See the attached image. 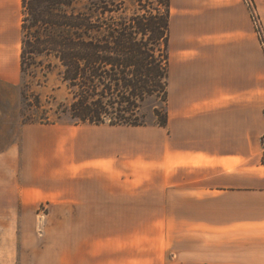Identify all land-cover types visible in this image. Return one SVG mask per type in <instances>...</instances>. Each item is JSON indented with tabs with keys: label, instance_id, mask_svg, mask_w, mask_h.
Instances as JSON below:
<instances>
[{
	"label": "crops",
	"instance_id": "crops-1",
	"mask_svg": "<svg viewBox=\"0 0 264 264\" xmlns=\"http://www.w3.org/2000/svg\"><path fill=\"white\" fill-rule=\"evenodd\" d=\"M22 10L0 0V52L21 48ZM169 54L167 126L73 132L71 201L26 188L3 206L36 214L8 220L31 252L0 264H264V52L244 0H171Z\"/></svg>",
	"mask_w": 264,
	"mask_h": 264
},
{
	"label": "trees",
	"instance_id": "trees-1",
	"mask_svg": "<svg viewBox=\"0 0 264 264\" xmlns=\"http://www.w3.org/2000/svg\"><path fill=\"white\" fill-rule=\"evenodd\" d=\"M134 1L140 13L127 17L124 3L104 1L96 15L75 0H23L21 74L47 78L59 68L77 124L146 126L140 112L150 99L162 106L157 125L168 124L171 0ZM26 86L24 99L35 97ZM35 100L28 107L42 108Z\"/></svg>",
	"mask_w": 264,
	"mask_h": 264
},
{
	"label": "rangeland",
	"instance_id": "rangeland-1",
	"mask_svg": "<svg viewBox=\"0 0 264 264\" xmlns=\"http://www.w3.org/2000/svg\"><path fill=\"white\" fill-rule=\"evenodd\" d=\"M104 1L116 5L124 3L123 12L127 17L140 13L134 0H75V4L81 10L93 9L98 15V8ZM178 20L179 18L174 19V26ZM174 52L172 50V54ZM20 57L21 48L15 51L0 52V254H25L27 251L29 254L31 252L30 248L25 249L20 232L17 235H11L7 226L10 224L9 219L19 218L22 219V224H25L27 220L25 214H36V212L26 211H5L1 208L8 204L30 200L32 197L30 192L25 194L26 188L33 189L34 193L36 190L60 193L59 201L70 202L71 192L75 188L70 172L73 132H87L94 140L104 132L111 130L108 125L77 124L69 112L65 111L71 98L60 75V69L55 67L47 78H44L42 74L38 79L27 78L21 74ZM52 61L56 64L55 60ZM26 85L30 86L29 92L41 98L42 108L30 109L28 107L30 103L35 104L36 100L32 96L24 99L22 93L27 91ZM161 107L158 99H150L143 105L140 114L146 127L157 126L158 117L154 110L158 108L161 112ZM46 121L52 124H41ZM106 137L114 139L115 135ZM131 137L136 138V135H130L129 138ZM86 156L87 150L81 146L79 157ZM85 177L86 179L93 178L88 177L87 173ZM80 187L88 186L81 184ZM53 199L55 200V197ZM46 206L39 210L42 216L55 213L49 204ZM11 213L17 214V217H10ZM207 214L209 220L215 219L219 222V211H208ZM28 246H32L31 249L34 250L39 248L40 243L33 242ZM207 256L208 261L215 259V254H207Z\"/></svg>",
	"mask_w": 264,
	"mask_h": 264
},
{
	"label": "built area",
	"instance_id": "built-area-1",
	"mask_svg": "<svg viewBox=\"0 0 264 264\" xmlns=\"http://www.w3.org/2000/svg\"><path fill=\"white\" fill-rule=\"evenodd\" d=\"M250 14L251 21L256 31V35L261 49L264 52V27L253 0H244Z\"/></svg>",
	"mask_w": 264,
	"mask_h": 264
}]
</instances>
